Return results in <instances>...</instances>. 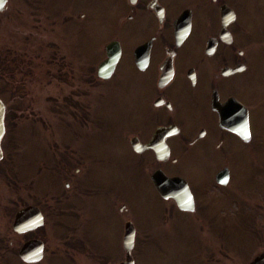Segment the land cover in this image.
Segmentation results:
<instances>
[{"label": "rangeland", "instance_id": "rangeland-1", "mask_svg": "<svg viewBox=\"0 0 264 264\" xmlns=\"http://www.w3.org/2000/svg\"><path fill=\"white\" fill-rule=\"evenodd\" d=\"M41 1H47L51 8L75 3L79 15L85 16L80 28L86 47L73 44V35L67 40L66 30L60 27L62 16L79 18L74 11L63 15L64 9L60 13L55 10L54 26L47 17H40L42 24L48 22L53 27L47 32L33 21L32 9L21 6L18 15H7L8 28H0V61L16 62L20 78L6 82L8 92L0 80V98L11 109L8 114L12 118L3 141L7 147L2 164L11 165L8 174L0 167V227L10 211L17 209L14 191L18 186L30 198V186L43 196L53 182L69 196L71 216L84 222L97 218L96 230H100L95 240L90 237V244L101 256L90 251L84 239L88 247L72 254L69 264L121 262L120 234L127 221L134 222L136 228L135 264H247L264 252V144L260 149L253 141L248 147L260 155L240 150L225 163L210 160L202 166L182 161L177 169L194 190L200 179L211 187L197 198L194 212L179 211L153 191L149 172L131 150L129 139L142 126L144 111L140 113L132 105L136 80L129 79L128 64L108 81L96 77L111 36L100 23L103 16L95 15L105 5L98 0ZM246 1L249 13L240 19L249 28L247 41L257 48L254 60L258 70L257 77L246 82L245 96L251 98L255 93L256 99L262 97L255 130L258 141L264 143V4ZM105 14L114 24V16L106 10ZM76 37L79 39V33ZM4 46L11 48L7 57ZM49 54L54 56L55 72L50 77L46 72L52 60ZM234 147L231 143L230 149ZM222 164L229 167L232 178L223 189L210 182ZM115 174L117 190L105 188ZM123 206L127 210L120 213Z\"/></svg>", "mask_w": 264, "mask_h": 264}, {"label": "flooded vegetation", "instance_id": "flooded-vegetation-1", "mask_svg": "<svg viewBox=\"0 0 264 264\" xmlns=\"http://www.w3.org/2000/svg\"><path fill=\"white\" fill-rule=\"evenodd\" d=\"M98 1L105 8L95 15H99L98 18L103 16L100 23L111 35L106 45L113 43L119 52L111 78L118 74L125 63L128 64L129 79L136 80L133 83L135 96L132 98V105L140 113L144 111L142 126L137 127L136 133L129 139L133 155L140 159L139 164L144 163L149 172V184L156 193L151 182V175L155 171H160L171 179H184L196 207L197 198L201 194H207L211 186L200 179L194 190L189 179L177 169L182 161L189 164L200 162L202 166L210 160L225 163L240 150L244 154L254 152L255 156L260 155L254 149L249 150L253 141L256 142L253 143L254 146L257 144L260 149L263 145L258 141L255 130L263 104L262 97L256 99L255 93L251 98L245 96L246 82L256 78L258 70L254 60L258 55L257 48H253V44L247 41L249 28L240 19V16L244 17L246 12L249 13V2ZM257 1L264 4V0ZM46 3L47 1L41 0H0V28H8L7 20L13 17L12 14L18 15L22 10L21 6L30 7L33 21L38 26L46 27L47 32L53 27L48 22L46 25L42 24L40 17H47L54 26L58 16L55 10L60 13L64 9L63 15L73 11L79 15V10L76 11L74 7L75 3L62 8H51ZM79 7L81 8L80 5ZM105 10L114 16V24L104 15ZM9 13L11 15L7 17ZM84 18L80 14L75 20V17L71 18L69 15L68 19H63L62 16L60 21V27L66 30L64 33L67 40L73 35V44L79 42L81 48L86 47L82 37L84 30L80 28ZM78 33L79 39L76 37ZM10 50L9 46L3 47L4 57L12 54ZM50 55L52 60L50 58V63L46 65L49 77L55 75L54 56L49 54V57ZM16 68V62L9 64L6 60L0 61V80L3 81L6 92V82L20 79ZM9 110L11 109L5 105V133L1 143L3 156L0 160V167L3 166L6 174L11 166L8 163L2 164L7 147L3 141L7 124L12 119L8 114ZM247 128L250 132L249 139L245 137ZM132 141L141 143L143 149L136 152ZM231 143L235 144L233 149H230ZM33 166L30 165L31 168ZM226 167L229 170L227 165L222 164L212 175L210 182L215 187L223 188L231 184L230 170L226 186H220L217 182L216 175ZM60 172L63 173L62 168ZM116 174L110 177L111 183H105V188L117 190ZM15 178L16 181L23 182L22 178ZM84 183L85 178L81 184ZM18 189L19 186L14 191V202L18 201L17 209L10 211L11 219L7 217V221L0 227V264H69L72 254L77 251L81 253L84 247H88L82 240L86 239L90 244V237L94 239L100 235V230H96L97 218L84 222L79 217L71 216L69 196L61 192L53 182L43 196H39L34 186L29 187L33 194L30 198L26 197L29 195L22 194V187ZM158 197L171 201L176 207L172 198L165 199L160 194ZM126 210L125 208L119 212L124 213ZM122 237L123 233L120 234V238ZM90 251L101 256L99 250H95V246L91 244ZM37 257L40 259L35 260Z\"/></svg>", "mask_w": 264, "mask_h": 264}, {"label": "water", "instance_id": "water-1", "mask_svg": "<svg viewBox=\"0 0 264 264\" xmlns=\"http://www.w3.org/2000/svg\"><path fill=\"white\" fill-rule=\"evenodd\" d=\"M107 51V59L103 61L98 68V76L104 79H107L111 76L115 64L118 60V50L113 44H110L106 47ZM3 116H4V106L0 100V141L4 133V124H3ZM134 150L140 152L143 149V146L140 145L137 141L131 142ZM1 157V151H0ZM225 174L227 176L228 172L225 169L224 172L217 176V180L220 182H225L224 178L221 176ZM153 184L155 185L158 192L164 197H173L177 205L182 210H193V201L189 190L186 185L184 186L183 182L177 179H167L163 174L156 173L152 176ZM134 235L135 230L132 223L128 222L125 225V233L123 238V248L125 250V260L119 264H134V260L131 255V251L134 246ZM249 264H264V253L257 256L251 263Z\"/></svg>", "mask_w": 264, "mask_h": 264}]
</instances>
